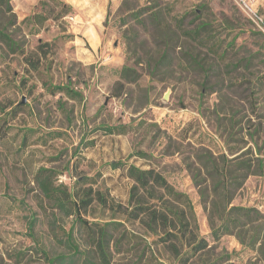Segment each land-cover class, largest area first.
Returning a JSON list of instances; mask_svg holds the SVG:
<instances>
[{"label": "rangeland", "instance_id": "rangeland-1", "mask_svg": "<svg viewBox=\"0 0 264 264\" xmlns=\"http://www.w3.org/2000/svg\"><path fill=\"white\" fill-rule=\"evenodd\" d=\"M65 1L75 12L41 26L23 22L38 0L0 5V28L19 46L0 39V264H49L42 249L61 258L55 264H104L96 240L109 221L118 222L108 226L109 264H264V167L244 178L238 171L240 185L227 193L230 206L260 214L215 237L210 214L220 224L222 197L200 159L210 151L253 169L264 160V33L241 2ZM253 2L264 16V0ZM104 124L127 132L108 134ZM129 163L155 167L189 196L206 249L180 260L145 223L98 200L82 225L36 180L39 168H52L57 185L127 204ZM206 190L216 204L206 207Z\"/></svg>", "mask_w": 264, "mask_h": 264}, {"label": "trees", "instance_id": "trees-1", "mask_svg": "<svg viewBox=\"0 0 264 264\" xmlns=\"http://www.w3.org/2000/svg\"><path fill=\"white\" fill-rule=\"evenodd\" d=\"M0 5H5L7 9L11 7L10 0H0ZM74 12L73 5L65 0H38L32 13L23 22L33 26H41L48 19L64 21L67 15ZM0 39L5 42L9 49H19L18 42L3 28H0ZM28 63L34 70H38L40 67L39 61L29 59ZM121 73L123 74V71ZM48 87L54 91L66 92L71 97L82 96L81 92L69 84H50ZM126 127L127 125L122 124H104L102 126L108 134L126 133ZM138 154L145 155L142 152H138ZM200 159H202L209 176L214 181V192L222 197L220 201L223 205V213L220 216V224H216L215 217L210 214L212 235L220 237L222 234L234 233V229L242 224L243 219H252L253 212L259 213V211L252 207L230 206L233 194L227 193H231L232 188L236 189L240 185L235 176L238 171H246L242 174L243 178L248 174L262 173L264 160L259 159L257 167L253 169L251 162L248 160L235 161L234 159H228L225 154H221L219 158L210 151L200 154ZM220 162L223 163L222 166H220ZM112 164L114 167L120 166L117 163ZM123 169L124 175L132 181L127 204L116 202L112 196L102 191H94L92 187L76 190L74 188L69 189L68 186L63 184L57 185L55 183L56 171L52 168H39L36 180L48 202L54 207H59L65 211L67 215L74 214L76 221L82 225L89 222L82 217L81 213L87 211L93 202L98 200L101 206L114 212L120 211L126 215L127 219L139 220L145 223L180 260L189 261L198 252L207 248L208 241L199 236V226L194 206L186 193L177 190L166 175L155 167L144 168L135 163H129L124 164ZM229 172L233 175L232 179L226 177V173ZM202 195L206 207L211 203L216 204L207 190ZM115 223L118 222L109 221L99 226L100 237L96 241L98 252L104 264H109L110 261L107 250L110 244L108 226ZM70 235L72 234L70 233ZM253 239H255V236H253ZM185 248L184 255L182 250ZM42 253L49 264H55L57 260L61 259L49 256L45 249H42Z\"/></svg>", "mask_w": 264, "mask_h": 264}, {"label": "built area", "instance_id": "built-area-1", "mask_svg": "<svg viewBox=\"0 0 264 264\" xmlns=\"http://www.w3.org/2000/svg\"><path fill=\"white\" fill-rule=\"evenodd\" d=\"M239 2L248 12L249 17L258 25L259 30L264 33V16L256 10L253 0H239Z\"/></svg>", "mask_w": 264, "mask_h": 264}]
</instances>
